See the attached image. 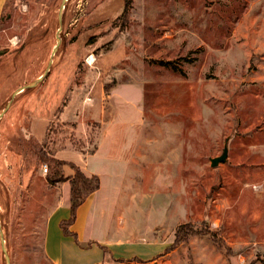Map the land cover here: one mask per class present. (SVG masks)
I'll use <instances>...</instances> for the list:
<instances>
[{"label":"rangeland","instance_id":"obj_1","mask_svg":"<svg viewBox=\"0 0 264 264\" xmlns=\"http://www.w3.org/2000/svg\"><path fill=\"white\" fill-rule=\"evenodd\" d=\"M62 2L10 0L0 26L10 263L50 264L44 228L60 191L47 153H91L120 116L99 154L118 172L108 187L120 182L92 236L129 252L101 264H264V0Z\"/></svg>","mask_w":264,"mask_h":264},{"label":"crops","instance_id":"obj_2","mask_svg":"<svg viewBox=\"0 0 264 264\" xmlns=\"http://www.w3.org/2000/svg\"><path fill=\"white\" fill-rule=\"evenodd\" d=\"M9 1L10 0H0V26L4 19V14H6ZM121 101L122 99L118 100L119 106L122 105ZM119 117L120 116H118V118L104 131L100 142L91 153H84L83 151L77 152L72 149H57L54 151V157L72 162L80 166L88 174L99 175L101 185L100 188L92 193L77 210L76 220L70 228L77 237L71 234H65L61 227V222L69 219L71 215L70 182L66 181L57 185L56 188L59 189L60 196L54 208H52L47 215L43 238L44 254L50 264H101L109 259H126L123 255L127 254H122L123 252H121L122 249L127 250L123 243L118 240H103L92 236L95 226L102 224L98 219L105 218L110 214V211L105 209L97 210V206L103 205L104 203L105 205L111 203L115 194L113 190L115 188L114 186L115 184L119 185L120 182L119 180H116L111 188L108 187L113 178L105 182V175L111 176L118 172L113 170L111 173L107 170L108 168L103 167L100 160L104 157L99 155L102 146H109V133L112 130L113 124L118 121ZM129 133L130 129L128 128L123 135V150L125 139ZM116 170L118 171L119 168ZM64 171L67 176L74 173V169L68 164L64 166ZM67 186H69L68 191L66 189Z\"/></svg>","mask_w":264,"mask_h":264},{"label":"trees","instance_id":"obj_3","mask_svg":"<svg viewBox=\"0 0 264 264\" xmlns=\"http://www.w3.org/2000/svg\"><path fill=\"white\" fill-rule=\"evenodd\" d=\"M129 4L128 1L125 5L124 11L122 13V17L126 21H128V13H129ZM5 18V14L3 16ZM4 20V19H3ZM2 20V22H3ZM161 64L168 66L172 64V61H161ZM48 154V158L50 159V164L52 166V172L47 175V181L50 185L55 186L58 184H62L63 182L69 181L71 185V197H70V209L71 215L67 220H63L61 222V227L65 234L77 235L70 230L71 226L74 224L77 216V210L79 206L84 203V201L96 190L100 188L101 179L97 174H88L86 173L80 166L68 162L62 159H58L53 155ZM68 164L74 169V173L72 175L67 176L64 171V166ZM49 171V170H48ZM183 225H180L176 231L175 242L184 240L185 233H183ZM42 250L43 244H42ZM45 255V254H44ZM139 258V257H138ZM137 258V259H138ZM125 259L120 258L118 261H123Z\"/></svg>","mask_w":264,"mask_h":264},{"label":"water","instance_id":"obj_4","mask_svg":"<svg viewBox=\"0 0 264 264\" xmlns=\"http://www.w3.org/2000/svg\"><path fill=\"white\" fill-rule=\"evenodd\" d=\"M65 0H63V2H64ZM63 2H62V5H61V7H60V11L62 10V8H63ZM57 34H59V32L57 33ZM43 78V77H42ZM42 78L41 79H39V81H36V82H33V83H29L28 85H26V87H33V86H36L41 80H42ZM18 91H20V90H18ZM18 91H16L15 93H14V95L18 92ZM11 104V101L8 103V105H7V107L2 111V113L0 114V118H2L3 117V115L6 113V111L8 110V108L11 106L10 105ZM231 137H232V134L231 135H229L228 137H227V139H226V142H225V145H224V147H223V150H222V152H221V154L220 155H218V156H215V157H210V161H211V166L212 167H217V166H219V164H221L222 162H226L227 161V159H228V155H229V149H230V147H229V143H230V139H231ZM1 233V232H0ZM1 238H2V248H3V251H4V253H5V255H6V260H7V264H11L10 263V256H9V254H8V249H7V247H6V245H5V241H4V237H3V234L1 233Z\"/></svg>","mask_w":264,"mask_h":264},{"label":"built area","instance_id":"obj_5","mask_svg":"<svg viewBox=\"0 0 264 264\" xmlns=\"http://www.w3.org/2000/svg\"><path fill=\"white\" fill-rule=\"evenodd\" d=\"M43 167H44V168H43V169H44V171H45V172H48V170H49V167H48V165H47V164H44V165H43Z\"/></svg>","mask_w":264,"mask_h":264}]
</instances>
